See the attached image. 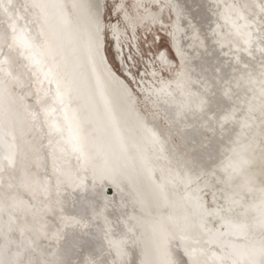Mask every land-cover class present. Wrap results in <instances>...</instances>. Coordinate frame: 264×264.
Segmentation results:
<instances>
[{
	"label": "snow or ice",
	"instance_id": "1",
	"mask_svg": "<svg viewBox=\"0 0 264 264\" xmlns=\"http://www.w3.org/2000/svg\"><path fill=\"white\" fill-rule=\"evenodd\" d=\"M76 9L87 16L94 63L103 62L109 29H127L141 10L153 20L165 9L176 15L170 34L181 60L175 87L165 82L156 92L152 115L162 123L151 137L158 155L144 165L158 205L188 211L153 222L164 253L158 264H264V0H212L206 30L188 21L176 0H0V264H134L136 209L129 213L123 195L117 202L104 194L116 183L115 170L94 163L72 108L75 79L50 42L53 14L67 20ZM105 9L117 13L116 23L103 22ZM188 48L194 56L215 54V63L196 73ZM35 123H46V135L76 159L74 167L54 160V181L46 168L42 175L39 153L31 159L21 147L25 127ZM69 188L91 192L82 211L60 195ZM256 230L259 244L250 241ZM70 233L81 239L69 248L63 242Z\"/></svg>",
	"mask_w": 264,
	"mask_h": 264
},
{
	"label": "bare ground",
	"instance_id": "2",
	"mask_svg": "<svg viewBox=\"0 0 264 264\" xmlns=\"http://www.w3.org/2000/svg\"><path fill=\"white\" fill-rule=\"evenodd\" d=\"M13 2L18 5L22 0H13ZM64 2L71 3L72 0H64ZM211 2L212 0H176V4L186 15L187 20L197 28L203 24L204 30L207 29L211 19H214L208 10ZM173 13L175 15L174 11ZM205 17L209 19L205 20ZM146 20L155 21L148 13ZM103 22L106 23L105 20ZM87 30L88 19L83 11L72 10L67 20L58 13H54L50 22V42L56 49L58 57L66 64L69 79H75L76 91L73 93L72 108L80 113L83 131L95 155L94 163L114 169L116 183H119L122 189V192L118 191L116 183L109 181L104 187V194L117 202L123 195L128 202L129 213H132L133 206L136 209L135 215L140 221L136 231L137 241L130 247L128 258L134 261V264H158L164 259V253L156 235L152 232L153 222L162 219L166 213L180 216L188 211L180 205L172 207L158 205L157 194L144 165L146 159L155 160L158 155L152 145L151 133L159 132L157 126L162 121L159 118L153 119L152 113L157 111L153 102H146L144 99L146 95L143 92L139 93L115 72L106 54L105 38H102L101 44L103 62H93L85 45ZM109 31V34L113 35L111 29ZM184 46L187 47L186 42ZM174 49L176 52L175 42ZM187 51L191 67L196 73L200 72L202 63L206 61L215 63V54L201 57L194 56L191 48ZM177 56L181 60V57ZM164 64L167 68L170 67L168 61ZM153 74L158 86H153L152 89L146 88L145 92L156 100V92L164 82L159 78L161 72L154 71ZM27 103L32 104L34 101L29 97ZM46 132V123L43 125L35 123L34 127L29 124L24 129V140L20 143L22 148H27L31 159H36V153H39V162L43 165L42 175L46 168L47 177L54 181V160L57 165L67 161L66 167H74L76 159L74 155L61 151L63 144L57 143L58 137H49ZM49 140L52 141L51 145ZM158 163L164 162L158 161ZM110 186L114 188V191ZM109 190L113 191V194L109 193ZM60 195L80 212L86 208V199L91 196V192L69 188L62 189ZM132 223H136V220ZM80 239L79 233H70L63 243L65 247L70 248L73 242ZM84 239H87L92 246L99 244L95 237L89 236ZM260 239L258 230L250 237V241L256 244H259ZM175 245L176 242L173 241L170 246L172 258L178 256ZM72 258L79 259V256Z\"/></svg>",
	"mask_w": 264,
	"mask_h": 264
},
{
	"label": "rangeland",
	"instance_id": "3",
	"mask_svg": "<svg viewBox=\"0 0 264 264\" xmlns=\"http://www.w3.org/2000/svg\"><path fill=\"white\" fill-rule=\"evenodd\" d=\"M148 2L151 4L152 0ZM149 12L156 14L158 9L153 5ZM116 15L117 13L113 11L108 16L105 9V16L108 17L105 20L106 24L116 23ZM146 16L147 13L141 10L135 21L129 23L127 29L120 25L117 33L111 35L109 31L104 47L115 72L139 93L143 92L146 95L144 98L146 102H154L155 98L145 92L146 88L152 89L153 86H158L153 72H161L159 78L164 83L172 82L174 88L175 72L180 59L175 52L174 40L170 34L171 25L176 20L174 13H169L165 9L160 19L153 22H148ZM166 61L170 63L168 68L164 64Z\"/></svg>",
	"mask_w": 264,
	"mask_h": 264
},
{
	"label": "water",
	"instance_id": "4",
	"mask_svg": "<svg viewBox=\"0 0 264 264\" xmlns=\"http://www.w3.org/2000/svg\"><path fill=\"white\" fill-rule=\"evenodd\" d=\"M110 188L113 189V191H114V188H112L111 186H110ZM113 191H109V192H110L111 194H113V193H112Z\"/></svg>",
	"mask_w": 264,
	"mask_h": 264
}]
</instances>
